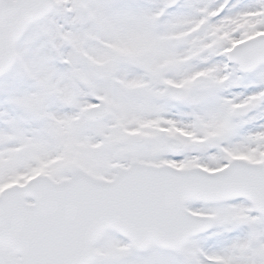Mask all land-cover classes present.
Returning <instances> with one entry per match:
<instances>
[{"label": "snow or ice", "instance_id": "obj_1", "mask_svg": "<svg viewBox=\"0 0 264 264\" xmlns=\"http://www.w3.org/2000/svg\"><path fill=\"white\" fill-rule=\"evenodd\" d=\"M0 264H264V0H0Z\"/></svg>", "mask_w": 264, "mask_h": 264}]
</instances>
